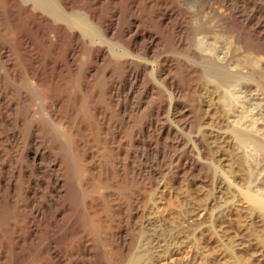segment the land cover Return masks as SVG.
Returning a JSON list of instances; mask_svg holds the SVG:
<instances>
[{"label":"rangeland","instance_id":"rangeland-1","mask_svg":"<svg viewBox=\"0 0 264 264\" xmlns=\"http://www.w3.org/2000/svg\"><path fill=\"white\" fill-rule=\"evenodd\" d=\"M88 1L54 4L95 38L0 0V264H264V148L193 52L224 47L264 113V0H101L109 35Z\"/></svg>","mask_w":264,"mask_h":264},{"label":"bare ground","instance_id":"bare-ground-1","mask_svg":"<svg viewBox=\"0 0 264 264\" xmlns=\"http://www.w3.org/2000/svg\"><path fill=\"white\" fill-rule=\"evenodd\" d=\"M56 1V0H54ZM54 1L52 0H28V3H30V5H32V7H34L35 9H39V10H42V11H46V13L48 12L50 15L53 16L54 19L56 20H59L60 21H64L66 22L68 25H71V26H74L76 28H78L85 36H89V37H92V38H95L93 37L95 34H94V29L89 26L85 19L81 18V16L79 17H71L69 18L67 14L61 12L58 8H56L57 6H55L56 4H54ZM76 1V0H75ZM91 1V2H90ZM88 1V5L85 6V11L87 13V17H89L90 19H97L98 17V8H97V5L98 3L101 2V0H90ZM62 4L61 6L64 7L65 9H70L72 8V5L73 4V0H58L57 3ZM83 3V2H82ZM59 5V4H58ZM89 6V8H88ZM99 7V6H98ZM77 8V7H76ZM78 9V8H77ZM34 10V9H33ZM24 11V10H23ZM66 11V10H65ZM27 15V14H26ZM99 19V18H98ZM97 19V20H98ZM101 22V25L102 28H103V31L105 33V35H109L111 33L114 32V26H113V22L111 19L110 21H105V20H98V22ZM133 21V20H131ZM97 22V21H96ZM116 22V21H115ZM10 23V22H9ZM100 24V23H99ZM131 24V22H130ZM134 24V23H133ZM194 24V23H193ZM129 26V25H128ZM132 26V25H130ZM194 26V25H193ZM133 27V26H132ZM195 27V26H194ZM198 28V27H197ZM208 28V27H207ZM125 29V28H124ZM122 30L121 31V35L122 37H126L127 38V48H131L132 50H139L141 48L140 45L137 44V35L136 34H132V31L133 29L132 28H128V29H125V30ZM232 32V31H231ZM172 33V32H171ZM200 33V32H199ZM232 34V33H231ZM43 35H44V40H48L44 31H43ZM197 36V34H196ZM200 36V35H199ZM142 37V36H141ZM1 38V37H0ZM194 38V37H193ZM4 39V38H3ZM195 39V38H194ZM102 40V39H101ZM137 40V41H136ZM26 42V41H25ZM47 43V41H46ZM204 43V42H203ZM202 43V44H203ZM208 43V42H207ZM145 44V43H144ZM150 45V44H148ZM193 52H194V56L199 57L202 61V63L205 64H208L209 67L206 68V70L204 71V73L202 72V80H204L205 82V88L206 90L210 91V87L212 88H215V89H221V88H224L223 90L226 92H229V94H231V96L228 94L227 98L230 96L231 98H236L238 100L237 103H241L239 104L241 108L244 109V112L238 108V105H237V108H236V105H235V101L234 99L232 100V103L233 104V107H235L236 109H240L238 110L240 113L242 112L243 116L245 119V122H238V121H234L232 126H229L231 127L230 130H229V133L242 145H253L254 147L257 146V147H262L264 148V128H260V127H257L259 124H262L260 123L261 120H264V119H261V116L262 114H260L261 112H259L261 110V108L259 109V106H252L250 104V101L251 99H249V97L247 98L246 95L243 96L241 94V91L239 90V86H238V80L241 79V75L236 71V69H234L233 67L230 66V63L228 62V58H227V53L226 51L224 50H218V47H217V50L215 48V51L213 52H207L205 51V49L201 48V44L199 45V38H196L194 43H193ZM203 46V45H202ZM211 46V45H210ZM149 47V46H148ZM15 48V47H14ZM145 48V45L144 47ZM221 48V47H220ZM142 49V48H141ZM225 49V48H224ZM12 52V51H11ZM101 52L98 51V53L95 54V57L98 59L99 57V54ZM232 54V53H231ZM237 55V54H236ZM252 55V54H251ZM256 55V54H255ZM254 55V56H255ZM193 56V57H194ZM230 56V55H229ZM257 56V55H256ZM231 57V56H230ZM198 59V58H197ZM250 59V58H249ZM254 59V58H253ZM252 59V60H253ZM257 59V57H256ZM200 61V62H201ZM259 61V60H258ZM258 61H255L253 60V63L255 62H258ZM252 62V61H251ZM244 63V62H243ZM200 64V63H199ZM202 64V65H204ZM260 64V63H259ZM163 65V64H162ZM204 66V67H205ZM246 66V65H245ZM262 66V65H261ZM202 67V66H201ZM203 67V68H204ZM235 67V66H234ZM256 67V66H255ZM239 68V67H238ZM28 69V68H27ZM260 69V68H258ZM262 69V68H261ZM203 71V70H202ZM162 72V71H160ZM200 74V73H198ZM79 75V74H78ZM160 75V74H159ZM158 75V76H159ZM208 77H213L214 79H216V83H214V86H210L208 87L209 85V80H208ZM251 77V76H250ZM5 78V77H4ZM81 78V77H80ZM211 78V79H213ZM166 79V78H165ZM242 80V79H241ZM12 81V80H11ZM36 81V80H35ZM97 81V80H96ZM7 83V82H6ZM183 83V82H182ZM29 84V83H28ZM75 85V84H74ZM240 85V84H239ZM168 86V85H167ZM81 88V87H80ZM171 92H172V95L173 96H179L181 94V89H179L178 87L174 86L173 83H171ZM214 91V90H213ZM216 91V90H215ZM214 91V92H215ZM221 90H217V92H219ZM214 94V93H213ZM218 94V93H217ZM222 94V93H221ZM226 94V95H227ZM225 95V93H224ZM174 97V98H175ZM225 97V96H224ZM25 98V97H24ZM231 98L228 99L229 103H231ZM220 99V98H219ZM235 99V100H236ZM249 99V100H248ZM194 101V100H193ZM225 101V100H224ZM249 101V102H248ZM205 103V102H204ZM252 103V102H251ZM254 103V102H253ZM256 103V102H255ZM254 103V104H255ZM42 104V103H41ZM209 104V103H208ZM232 104H229V108L230 109V105L232 106ZM226 105V104H225ZM235 105V106H234ZM101 106V105H100ZM209 106V105H208ZM228 107V106H227ZM246 110H245V108ZM42 108V107H41ZM16 109V108H15ZM234 109V108H233ZM232 109L231 112H233L234 110ZM237 111V110H235ZM237 111V112H238ZM86 112V111H85ZM226 112V111H225ZM234 113V112H233ZM229 114V113H228ZM236 114V112H235ZM234 114V115H235ZM233 115V117H234ZM261 115V116H260ZM232 117V118H233ZM238 117V115H237ZM241 118V117H240ZM231 119V118H229ZM237 119V118H236ZM262 122V121H261ZM108 127V126H107ZM97 128V127H96ZM260 128V129H259ZM66 130V129H65ZM73 130V129H72ZM69 131V130H68ZM66 133V132H64ZM69 133V132H68ZM94 133V132H93ZM108 133V132H107ZM69 135V134H68ZM71 135V134H70ZM96 137V136H95ZM73 139V138H72ZM93 139V138H92ZM69 142V141H68ZM71 143V142H70ZM93 143V142H92ZM73 145V144H72ZM103 146V145H102ZM241 147V146H240ZM250 147V146H249ZM257 147H255L257 149ZM72 148V147H71ZM103 148V147H102ZM246 148V147H245ZM203 149V148H202ZM201 149V150H202ZM248 150V149H247ZM254 150V149H253ZM251 151V150H250ZM201 152V151H200ZM202 153L203 150H202ZM208 154V153H207ZM251 154V153H250ZM249 155V153H248ZM208 158V156H207ZM245 158V156H244ZM239 159V158H238ZM241 159V158H240ZM246 160V159H245ZM240 161V160H239ZM243 161V160H241ZM80 162V161H79ZM107 162V161H106ZM243 163V162H242ZM214 165V164H213ZM212 165V166H213ZM89 168V167H88ZM213 169V167H212ZM126 183V182H125ZM134 183V182H133ZM122 184V183H121ZM131 184V183H130ZM129 185V184H128ZM131 186V185H130ZM115 188V187H113ZM92 190V189H91ZM117 190V189H116ZM71 192V191H70ZM80 193V192H79ZM130 193V192H129ZM254 193H256L254 191ZM253 192H250L249 191H245L244 195L245 197L247 198V200L253 204L255 206V208H258L259 211L261 212H264V198H260L257 194H254ZM101 194V193H100ZM261 195V194H259ZM92 196V195H91ZM87 198V197H86ZM85 199V198H84ZM102 199V198H101ZM104 200V199H103ZM95 201V200H94ZM98 203V202H97ZM104 204V203H103ZM253 208V206H252ZM105 210V209H104ZM258 211V210H257ZM23 213V212H22ZM92 213V212H91ZM97 213V212H96ZM19 214V213H18ZM95 214V213H94ZM98 214V213H97ZM264 214V213H262ZM90 215V214H89ZM98 217V216H97ZM96 217V218H97ZM100 218V216H99ZM97 221V220H96ZM95 221V222H96ZM100 222V221H99ZM94 223V222H93ZM90 224V223H89ZM95 225V224H94ZM91 227V226H90ZM101 227V226H100ZM99 227V228H100ZM95 228V226H94ZM102 229V228H101ZM167 246V245H166ZM135 259H130V261H128V263L125 262V264H135Z\"/></svg>","mask_w":264,"mask_h":264}]
</instances>
